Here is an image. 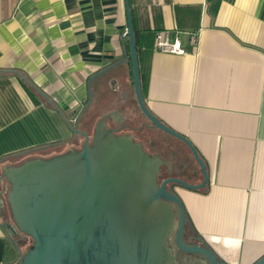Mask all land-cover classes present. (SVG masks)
Returning <instances> with one entry per match:
<instances>
[{"label": "crops", "instance_id": "obj_1", "mask_svg": "<svg viewBox=\"0 0 264 264\" xmlns=\"http://www.w3.org/2000/svg\"><path fill=\"white\" fill-rule=\"evenodd\" d=\"M128 4L141 33L168 30L185 50L151 47L141 93L149 111L185 136L206 165L205 189H176L187 217L224 262L253 264L264 255V0ZM126 30L125 0H0V176L28 156L75 148L80 137L67 121L82 130L115 110L122 122L146 119L135 100ZM117 62L91 81L92 101L81 114L89 78ZM17 73L46 98L34 102ZM159 137L172 147L171 136ZM6 191L1 179L0 264L8 242Z\"/></svg>", "mask_w": 264, "mask_h": 264}, {"label": "water", "instance_id": "obj_2", "mask_svg": "<svg viewBox=\"0 0 264 264\" xmlns=\"http://www.w3.org/2000/svg\"><path fill=\"white\" fill-rule=\"evenodd\" d=\"M125 2V36L138 109L154 128L185 145L199 168L200 182L191 184L167 177L159 183L160 167H170V162L146 153L132 136H116L114 130L106 128L107 119L122 122L117 110L98 120L90 143L78 125L67 121L71 132L84 139L80 149L49 158L35 157L2 169L0 181L4 179L8 185L5 200L11 216V223L2 228L9 240L16 232L32 240V247L23 254L16 248L15 264H173L167 244L171 236L182 251L199 255L208 264H227L202 238L203 247L183 241L186 210L168 186L202 190L208 185L209 175L190 141L164 125L145 105L132 18L128 0ZM120 63L89 78L88 98L81 114L92 101L91 81ZM253 264H264V255Z\"/></svg>", "mask_w": 264, "mask_h": 264}, {"label": "flooded vegetation", "instance_id": "obj_3", "mask_svg": "<svg viewBox=\"0 0 264 264\" xmlns=\"http://www.w3.org/2000/svg\"><path fill=\"white\" fill-rule=\"evenodd\" d=\"M101 116L98 120L102 118ZM98 120H96L91 125H87L81 130L88 135L89 143L91 142L92 136L94 134V127ZM105 122L106 128H110L115 131L114 135H130L132 136L133 141L139 143L146 153L149 155H157L163 161L170 162V167L164 165L160 167L158 176H160L161 179L158 180L159 183L166 177H177L187 183L196 184L195 179L197 178V174H199V168L192 155L189 153L190 157H184L178 149L174 148L173 146L169 147L170 144L161 140L160 137L159 139H156L149 136V132H158L160 130L154 128L146 119L144 121L138 122L134 118L125 117V120L121 123L116 121L114 122L110 119H107ZM83 140V137L80 136V147L82 146ZM77 143L78 141H76V145ZM80 147L78 149H80ZM166 149L167 151H165ZM168 188L177 194L176 189H178V187L171 186ZM6 223L10 222L6 220ZM18 234L19 233L16 232L15 236L13 237H16ZM200 238L201 237L194 230L190 220L186 216V222L183 230V241L191 246L203 247V243L200 242ZM167 244L173 255V264H208V261L205 258L182 251L173 236L168 238Z\"/></svg>", "mask_w": 264, "mask_h": 264}, {"label": "trees", "instance_id": "obj_4", "mask_svg": "<svg viewBox=\"0 0 264 264\" xmlns=\"http://www.w3.org/2000/svg\"><path fill=\"white\" fill-rule=\"evenodd\" d=\"M131 17H132L134 38H135V44H136V52H137V61H138V68H139L140 85L142 86V83H143V80H144V73H143V70H142L143 58L146 55V53L149 51V49L151 47H153L154 36H155V33L157 31L156 32L141 33L136 27L135 20L133 18V13L132 12H131ZM124 44H125V47H126V50H127L129 61H130L129 44H128V38L126 36H125ZM19 81H20L21 85L26 89L28 94L31 96V98L34 100V102H39L41 99L44 100V97H42L35 89H33L29 84H27L20 77H19ZM95 121H96V119L94 118V119H92V121L89 124L91 125ZM66 151L67 150H65L63 152H66ZM63 152H60V153H63ZM32 158H34V156H28L22 162H24L26 160H29V159H32ZM22 162H20V163H22ZM20 163H18V164H20ZM171 186H175V185H169L168 187H171ZM198 191H201V190H198ZM5 198H6V194L3 196V209H2V213L1 214H2V216H3L5 221L6 220L9 221L10 212H9V208H8V205L6 203ZM16 237H18V235ZM13 238L14 237H12L11 240L8 239V242H7V245H6V249L4 251V257H3V263L4 264H15L16 263V261L18 259V254H17L16 248H18L20 250V252L22 253V250H21L22 241L20 239H16L15 240Z\"/></svg>", "mask_w": 264, "mask_h": 264}, {"label": "built area", "instance_id": "obj_5", "mask_svg": "<svg viewBox=\"0 0 264 264\" xmlns=\"http://www.w3.org/2000/svg\"><path fill=\"white\" fill-rule=\"evenodd\" d=\"M190 43L196 47L197 35L194 34L190 37ZM153 47L156 51L166 54H185L180 38L177 35L172 36L168 30L157 31L155 33Z\"/></svg>", "mask_w": 264, "mask_h": 264}, {"label": "rangeland", "instance_id": "obj_6", "mask_svg": "<svg viewBox=\"0 0 264 264\" xmlns=\"http://www.w3.org/2000/svg\"><path fill=\"white\" fill-rule=\"evenodd\" d=\"M149 134V136H151V137H153V138H156V139H159V134H161V131H158V132H156V131H152V132H149L148 133ZM170 138V137H169ZM170 140H171V142H172V146L174 147V148H176V147H179V149H181L182 150V152H183V154H184V152H187L186 151V149H184V147H182L181 148V144L179 145L175 140H174V138L172 137V138H170ZM77 147L75 148V149H78L79 147H80V141H78V143H77V145H76ZM65 151V150H64ZM63 152V151H62ZM53 155H57V153L56 154H49L48 156H46L47 158L48 157H51V156H53ZM42 156V155H41ZM42 158H45V157H42ZM161 179V177L160 176H158V180H160ZM159 182V181H158ZM176 187H178V186H176ZM179 188V187H178ZM7 189H8V185H7ZM9 222L11 223V216H10V218H9ZM13 239H20L21 241H22V247H21V250H22V253H24L26 250H28V249H30L31 248V246H32V240L29 238V237H27V236H24L23 234H18V237H14Z\"/></svg>", "mask_w": 264, "mask_h": 264}]
</instances>
